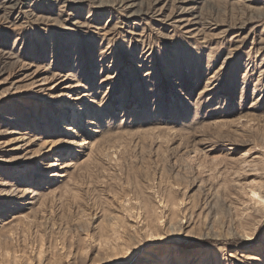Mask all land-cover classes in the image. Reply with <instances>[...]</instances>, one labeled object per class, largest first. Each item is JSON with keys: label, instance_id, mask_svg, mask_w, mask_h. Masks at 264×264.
<instances>
[{"label": "rangeland", "instance_id": "374dc122", "mask_svg": "<svg viewBox=\"0 0 264 264\" xmlns=\"http://www.w3.org/2000/svg\"><path fill=\"white\" fill-rule=\"evenodd\" d=\"M0 179V264H264V0H0Z\"/></svg>", "mask_w": 264, "mask_h": 264}, {"label": "bare ground", "instance_id": "6f19581e", "mask_svg": "<svg viewBox=\"0 0 264 264\" xmlns=\"http://www.w3.org/2000/svg\"><path fill=\"white\" fill-rule=\"evenodd\" d=\"M67 114H68V112L66 113V115ZM63 118H65V117H63ZM23 139L24 138L15 137V138H13L12 141L21 142V141H24ZM57 165H59L57 162H55L53 164H50V166H52V167H55ZM58 174L59 175H62L61 171H56V175H58ZM0 181H1L0 185H6V187L3 188V191L0 192V196L2 195L3 197H6V196L9 195V193H12V192H18V194L21 195V196H24L25 194L30 193V191L29 192L27 191L28 188H26V187H20V184L21 183H19L18 181H16L15 183L11 184L10 186L7 183H3V182H5L3 179H0ZM7 185H8V187H7ZM31 192L32 193H38V191L36 189H33ZM250 194H251V198L256 203H262V204H264V193L262 192V190H260L257 187H255V188H252L250 190ZM9 206H10V208L11 207H14L13 205H9Z\"/></svg>", "mask_w": 264, "mask_h": 264}]
</instances>
